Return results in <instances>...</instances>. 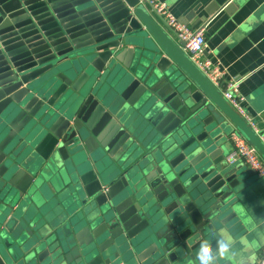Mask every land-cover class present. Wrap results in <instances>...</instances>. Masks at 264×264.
Returning <instances> with one entry per match:
<instances>
[{"label": "water", "instance_id": "95a60500", "mask_svg": "<svg viewBox=\"0 0 264 264\" xmlns=\"http://www.w3.org/2000/svg\"><path fill=\"white\" fill-rule=\"evenodd\" d=\"M185 46L149 0H0V264H239L227 143L264 142Z\"/></svg>", "mask_w": 264, "mask_h": 264}, {"label": "crops", "instance_id": "0c3cea01", "mask_svg": "<svg viewBox=\"0 0 264 264\" xmlns=\"http://www.w3.org/2000/svg\"><path fill=\"white\" fill-rule=\"evenodd\" d=\"M181 21L196 28L204 26L207 57L222 63L231 77L242 78L239 97L247 102L253 128L264 134V0H232L228 11L217 9L230 0H166ZM207 9L214 11L213 16ZM187 52V51H186ZM228 155L233 143L230 138ZM259 175H257L258 177ZM248 195L253 228L245 237L239 264H257L264 251V175Z\"/></svg>", "mask_w": 264, "mask_h": 264}, {"label": "built area", "instance_id": "2783aa9c", "mask_svg": "<svg viewBox=\"0 0 264 264\" xmlns=\"http://www.w3.org/2000/svg\"><path fill=\"white\" fill-rule=\"evenodd\" d=\"M150 5L168 26L183 40L186 41L185 50L198 68L217 86L221 87L224 97L235 106L241 113H244L239 105L238 98L242 78L231 77L227 68L221 62L207 57L208 42L204 26L192 27L176 16L166 0H149ZM264 142V134H260ZM233 148L226 156L230 164L243 163L253 169L259 176L264 175V157L258 148L249 142L248 138L240 131H234L231 135ZM257 264H264V251Z\"/></svg>", "mask_w": 264, "mask_h": 264}, {"label": "clouds", "instance_id": "9594fccd", "mask_svg": "<svg viewBox=\"0 0 264 264\" xmlns=\"http://www.w3.org/2000/svg\"><path fill=\"white\" fill-rule=\"evenodd\" d=\"M218 256L225 258L227 260H233L232 252L229 249V246L226 244L220 245ZM197 260H198V264H215L213 258L209 253L207 243H201L199 251L197 253Z\"/></svg>", "mask_w": 264, "mask_h": 264}]
</instances>
